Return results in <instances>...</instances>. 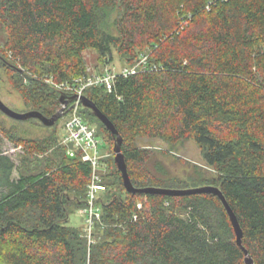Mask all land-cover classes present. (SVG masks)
I'll return each instance as SVG.
<instances>
[{
    "label": "trees",
    "instance_id": "trees-1",
    "mask_svg": "<svg viewBox=\"0 0 264 264\" xmlns=\"http://www.w3.org/2000/svg\"><path fill=\"white\" fill-rule=\"evenodd\" d=\"M0 25V57L46 116L60 109L63 93L47 79L91 74L87 49L102 65L114 49L139 64L118 73L111 91L104 84L84 91L122 136L132 182L188 188L154 170L152 151L138 140H195L217 173L205 184L223 191L243 246L264 264V0H0ZM81 114L113 149L93 110L82 106ZM5 138L21 146L18 162L3 150ZM68 149L56 131L24 138L0 119V264H245L216 194H132L116 163L113 180L102 179L90 241L68 222L87 204L93 167L80 149L74 156Z\"/></svg>",
    "mask_w": 264,
    "mask_h": 264
},
{
    "label": "rangeland",
    "instance_id": "rangeland-1",
    "mask_svg": "<svg viewBox=\"0 0 264 264\" xmlns=\"http://www.w3.org/2000/svg\"><path fill=\"white\" fill-rule=\"evenodd\" d=\"M115 14V9L111 10L108 21L110 27H113ZM4 48L5 32L3 27L0 25V53L2 55L4 54ZM85 56L90 73L100 71L102 66H104V64H101L100 56L97 50L91 48L87 49L85 51ZM108 63V68H111L115 72L135 66L127 64L126 58L124 56H120L116 49L113 50V58ZM7 65L8 63L0 57L1 99L17 112L34 110V105L28 103L29 101L26 99L23 92L15 84L13 74L8 70ZM74 100H77V98ZM61 107H64V104H62ZM0 119L8 128L14 129L15 134L24 138L40 139L54 133L55 131L58 133L60 138L64 134V118H60L57 125L47 126L38 118L17 120L0 110ZM98 139L99 149L101 151V162L98 173L101 179L112 181L113 177L111 172H113V166L115 165V153L111 144L107 142L104 137L98 136ZM138 143L142 146L148 147L152 151L150 164L152 168L161 173L163 178L166 180H178L182 185L193 187L212 182L213 179L217 177L216 170L214 167L207 164L204 159L202 149L193 139H182L172 142L160 138H141L138 140ZM61 144L65 145L64 143ZM1 146L6 153L11 154L17 162L19 161L20 152H22L21 146H15V144L7 138L4 139ZM67 146L68 148H73L72 145ZM48 152H51V149ZM38 154H40L41 157L43 156L42 153ZM112 190L114 191V187H112ZM68 223L83 230H86L87 226H89L86 221L83 208H79L77 210L74 209L73 213L70 215Z\"/></svg>",
    "mask_w": 264,
    "mask_h": 264
},
{
    "label": "built area",
    "instance_id": "built-area-1",
    "mask_svg": "<svg viewBox=\"0 0 264 264\" xmlns=\"http://www.w3.org/2000/svg\"><path fill=\"white\" fill-rule=\"evenodd\" d=\"M108 64H104L100 71L92 72L89 75L79 76L71 81H54L52 78L47 79L55 88L66 94V98L70 99L73 95H78L77 100H72L68 104H64L68 111L62 117L64 134L61 136V143L72 145L68 153L75 155L77 149L83 154L82 158L92 164L93 172L91 181L88 185L87 204L83 208L86 221L89 224L86 231L90 241H92V230L95 221L101 217L102 206L99 203L100 196L106 191L107 186L99 176L98 170L101 162V151L99 149V139L96 135V126L88 123L81 114L82 102L80 96L84 95L87 87L94 84H104L108 91L113 89L114 80L118 73L129 74L137 71V66L125 68L122 71H113L108 68ZM62 106V103H61ZM141 206V204H139Z\"/></svg>",
    "mask_w": 264,
    "mask_h": 264
},
{
    "label": "water",
    "instance_id": "water-1",
    "mask_svg": "<svg viewBox=\"0 0 264 264\" xmlns=\"http://www.w3.org/2000/svg\"><path fill=\"white\" fill-rule=\"evenodd\" d=\"M78 98V95H73L70 99L66 98L65 93H61L60 102L62 104H68L70 101ZM82 105L88 107L93 110L94 114L103 122L107 129L111 131L114 136V146L113 150L115 153V163L117 169L121 173L123 184L126 190L132 194L136 193H160V194H167V195H184V194H191V193H202V192H211L216 194L224 204L226 211L229 215L230 221L233 225L235 234H236V241L239 246H241L245 252V264H255L253 257L250 255L249 251L243 246V237H244V230L240 224V221L232 209L230 203L228 202L226 196L224 195L223 191L220 187L212 184H205L199 185L195 187H188V188H171V187H156V186H147V187H137L131 180L130 174L128 172V166L126 162V157L124 152L122 151V142L123 138L120 133L117 131L113 122L104 114L98 106L90 100L86 95L80 96ZM0 110L7 114L8 116L15 118L17 120H27L30 118H38L41 122L47 126H54L60 118H62L66 112L68 111L64 107H61L55 114L52 116H46L41 111L38 110H30L27 112H17L11 107H9L0 97Z\"/></svg>",
    "mask_w": 264,
    "mask_h": 264
}]
</instances>
